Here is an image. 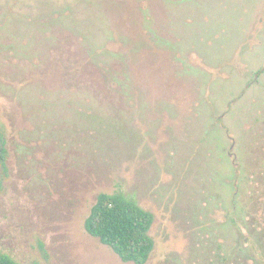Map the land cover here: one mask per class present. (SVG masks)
<instances>
[{
  "label": "rangeland",
  "instance_id": "1",
  "mask_svg": "<svg viewBox=\"0 0 264 264\" xmlns=\"http://www.w3.org/2000/svg\"><path fill=\"white\" fill-rule=\"evenodd\" d=\"M0 251L135 264L97 195L152 212L146 264H264V0H0Z\"/></svg>",
  "mask_w": 264,
  "mask_h": 264
},
{
  "label": "trees",
  "instance_id": "2",
  "mask_svg": "<svg viewBox=\"0 0 264 264\" xmlns=\"http://www.w3.org/2000/svg\"><path fill=\"white\" fill-rule=\"evenodd\" d=\"M2 160L3 155L0 150ZM154 222L152 212L141 207L119 188L100 192L85 219L88 234L109 246L123 261L146 264L154 250L150 235ZM0 264H20L0 251Z\"/></svg>",
  "mask_w": 264,
  "mask_h": 264
}]
</instances>
